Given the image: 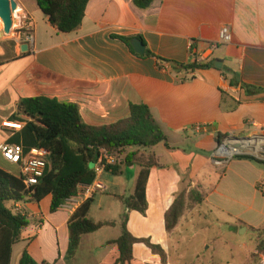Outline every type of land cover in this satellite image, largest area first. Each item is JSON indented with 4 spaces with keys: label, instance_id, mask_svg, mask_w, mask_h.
<instances>
[{
    "label": "crops",
    "instance_id": "1",
    "mask_svg": "<svg viewBox=\"0 0 264 264\" xmlns=\"http://www.w3.org/2000/svg\"><path fill=\"white\" fill-rule=\"evenodd\" d=\"M17 1L35 23V46L22 53L14 39H0V146L14 135L9 126L22 99L44 96L76 104L84 122L97 127L126 118L133 104L146 105L171 148L160 144L148 151L160 166L151 169L147 214L130 212L129 231L162 246L167 264H259L255 255L260 237L254 229H264V164L238 157L221 169L212 158L220 134L264 136V92L251 94L242 87L264 89V0H159L148 10L138 9L133 0H90L81 27L69 34L55 30L36 2L28 7ZM224 27L233 35L229 44H219ZM114 36H141L156 56L182 64L195 62L193 48L209 54L215 44L210 59L223 68L178 72L136 56ZM231 79L237 85L232 87ZM0 167L19 173L1 151ZM121 171L136 172L137 182L138 166L122 165ZM107 173L101 177L106 189L95 196L90 218L112 226L83 236L77 254L68 258L71 215L51 213V196L40 203H17L31 224L14 247L11 264H20L24 250L39 264L104 262L114 250L110 242L121 236L105 230L120 222L122 234L125 213L120 208V221L107 218L111 208L102 210V199L100 210L107 213L94 216L98 196L109 192L103 181ZM184 191H196L204 202L187 200L179 224L169 233L166 213ZM110 195L120 202L118 197L130 196ZM240 232L252 234V245L235 253ZM200 236L204 238L198 243ZM18 245L23 247L16 255ZM134 255L161 264L143 244L135 245ZM150 256L157 263L149 262Z\"/></svg>",
    "mask_w": 264,
    "mask_h": 264
},
{
    "label": "trees",
    "instance_id": "2",
    "mask_svg": "<svg viewBox=\"0 0 264 264\" xmlns=\"http://www.w3.org/2000/svg\"><path fill=\"white\" fill-rule=\"evenodd\" d=\"M34 1L49 19L51 26L65 34L79 30L90 2V0ZM156 1L159 0H133V3L140 10H148ZM114 38L124 42L136 56L156 59L157 62L169 64L178 72L215 69L214 62L195 61L182 64L156 56L147 48L141 36H114ZM135 38L141 39L146 45L144 56L134 51L132 41ZM160 63H158L159 67H161ZM227 72L236 76L231 70ZM230 85L232 87L237 85L234 79H231ZM242 87L251 94L264 92V89L245 84H242ZM12 121L23 123V126L14 133L8 141L9 144L22 145L26 158L30 157L33 149H45L49 154L45 175L34 187H27L19 174L0 167V264H11L14 247L23 241V232L31 224V220L26 215L13 211L15 204L24 201L40 203L51 196V213H57L66 200L78 193L81 185L94 183L96 175L92 165L97 162L101 149H107L112 154L120 156L119 163L107 170L115 176L122 175V165L140 168L134 194L118 197L125 206L122 234L117 240L110 242V245H114V250L101 264H151L135 257L134 247L137 244L145 245L161 258V264H167V254L162 246L152 243L148 238H138L128 229L130 212H139L144 216L147 214L149 207L147 187L151 169L160 166L156 156L148 151L160 144L171 148L168 136L148 106L133 104L126 118L114 124L97 127L84 122L78 105L41 96L22 99ZM224 138L225 136L220 134L217 140L221 142ZM131 146L135 150L127 152ZM94 198L86 201L68 222V258L77 254L83 236L113 225L111 222H96L90 218ZM187 200L197 204L204 202L202 195L196 191H191L189 194L186 191L180 193L166 213L167 232H172L179 224L186 210ZM254 231L260 235L255 256L264 255V229H254ZM20 264L39 263L33 259L28 250H24Z\"/></svg>",
    "mask_w": 264,
    "mask_h": 264
},
{
    "label": "built area",
    "instance_id": "3",
    "mask_svg": "<svg viewBox=\"0 0 264 264\" xmlns=\"http://www.w3.org/2000/svg\"><path fill=\"white\" fill-rule=\"evenodd\" d=\"M21 16L22 22L19 31H16L14 38L18 46L28 44L32 49L35 46L34 29L35 23L33 19L26 13L23 7L19 5L17 10L13 12L14 26L15 20ZM3 25L0 32L4 30V23L0 18V26ZM13 32V31H12ZM233 41V35L228 27H224L220 31L219 44H229ZM217 45L213 44L210 47L209 54H198L193 48V56L198 63L211 62V52ZM23 123L15 122L10 128L21 130ZM202 130V127H199ZM135 150L134 147H129ZM0 151L6 162L15 165L19 168V175L24 179L27 187H34L40 183L44 177L47 168V158L49 152L45 149H33L30 152V157L26 158L25 151L22 145L4 143L0 146ZM238 157H251L264 164V136H250L248 138H239L235 136L225 137L221 142H218L213 154V164L221 169L225 168L228 163ZM120 156L112 154L107 149H101L100 155L96 163L92 165V170L95 172L96 179L91 185H81L78 193L66 200L59 209L65 211L69 215H73L86 201L105 191L106 187L101 182V177L119 163ZM261 184L260 188H263ZM15 213L26 215L19 206L13 209ZM259 264H264V256L261 257Z\"/></svg>",
    "mask_w": 264,
    "mask_h": 264
},
{
    "label": "rangeland",
    "instance_id": "4",
    "mask_svg": "<svg viewBox=\"0 0 264 264\" xmlns=\"http://www.w3.org/2000/svg\"><path fill=\"white\" fill-rule=\"evenodd\" d=\"M21 2H23L28 7H31V5L35 3L34 0H21ZM21 22H22V18H21V16H18V19L15 20L16 25L13 29V32L10 35H7L6 37H9V39H14L16 37V31H19V29H20ZM1 40H3V39L1 38ZM10 129H11L10 131L12 133H15L16 131H18L14 128H10ZM128 151H133V150L128 148L127 152ZM135 174H136V172H133L132 174H126L125 173L124 175H121V176H115L113 174H108V173L106 174V176H105L106 179L104 178L103 181L104 182L106 181V185L108 187L109 192H108V194L98 196V202L95 205V209H94V216L95 217L98 216V214H100V213H103V214L107 213V212L104 213V211H106V208L107 209L111 208L112 212H110L111 210L108 212L107 218L120 221V218L122 217L121 209L125 210V206L119 200H117V201L114 200V197H112V195H110V193L114 192L116 194H123V195L128 194V195H130L132 190H133L132 189V187L134 186L133 184L136 182L135 181ZM102 199H104L103 206L105 208L102 209L104 211L100 210V207H103V206H101V203H100L102 201ZM196 219L198 220V218H196ZM210 221H212V220L210 219ZM105 231H106V233L107 232L109 233V236H111L112 233L114 234L113 236H115V234H118L120 236L121 235L120 222H118L115 229H108ZM226 232H227L226 230H224V229L222 230V234H225ZM208 233H209V235H211L213 233H214V235L217 234L216 231L208 232ZM101 237H103V236H101ZM203 238H204L203 236H200L197 239L198 243H201ZM251 240H252V234L251 233H247V234L243 235L242 232H240L239 236L236 240L237 243H236L235 253L241 252V250L243 249V246L245 244L248 246H251L252 245ZM22 247H23V245L17 246L16 251H15L16 255H18L19 252H21ZM262 256H264V255L260 254V255L256 256L258 262H260V259ZM15 259H16V257H15ZM148 261L152 262V263H157V260H155L153 256H150ZM226 263L227 262H225L223 264H226Z\"/></svg>",
    "mask_w": 264,
    "mask_h": 264
},
{
    "label": "water",
    "instance_id": "5",
    "mask_svg": "<svg viewBox=\"0 0 264 264\" xmlns=\"http://www.w3.org/2000/svg\"><path fill=\"white\" fill-rule=\"evenodd\" d=\"M19 7V2L17 0H0V18L4 23V30L0 32V39L10 35L13 31L14 19L13 12L17 10ZM132 47L134 51L141 56L146 54V45L139 38H135L132 41ZM22 53H27L30 51V47L28 44H24L21 46ZM215 67L217 69H222L223 66L221 62H216Z\"/></svg>",
    "mask_w": 264,
    "mask_h": 264
},
{
    "label": "bare ground",
    "instance_id": "6",
    "mask_svg": "<svg viewBox=\"0 0 264 264\" xmlns=\"http://www.w3.org/2000/svg\"><path fill=\"white\" fill-rule=\"evenodd\" d=\"M18 19V18H17ZM3 25L0 26V30L2 29Z\"/></svg>",
    "mask_w": 264,
    "mask_h": 264
}]
</instances>
